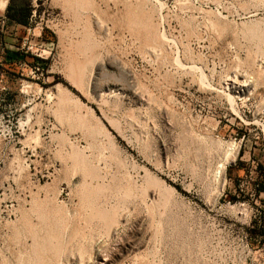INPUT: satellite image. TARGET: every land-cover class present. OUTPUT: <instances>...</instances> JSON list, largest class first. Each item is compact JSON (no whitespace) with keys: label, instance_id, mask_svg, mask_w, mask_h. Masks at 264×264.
Segmentation results:
<instances>
[{"label":"rangeland","instance_id":"rangeland-1","mask_svg":"<svg viewBox=\"0 0 264 264\" xmlns=\"http://www.w3.org/2000/svg\"><path fill=\"white\" fill-rule=\"evenodd\" d=\"M28 1L0 16V264H264V0Z\"/></svg>","mask_w":264,"mask_h":264},{"label":"trees","instance_id":"trees-1","mask_svg":"<svg viewBox=\"0 0 264 264\" xmlns=\"http://www.w3.org/2000/svg\"><path fill=\"white\" fill-rule=\"evenodd\" d=\"M12 0H9V4H7L6 12H5V17L9 18L12 17L13 21L21 24L27 23L28 17L31 14L32 11V3L31 1H28L26 4H21V6H18L15 13L13 15H10L8 13L9 6L11 4ZM2 42L6 44V39L5 36L2 35ZM6 50H9V48H6Z\"/></svg>","mask_w":264,"mask_h":264},{"label":"bare ground","instance_id":"bare-ground-1","mask_svg":"<svg viewBox=\"0 0 264 264\" xmlns=\"http://www.w3.org/2000/svg\"><path fill=\"white\" fill-rule=\"evenodd\" d=\"M7 2H8V0H0V9L1 10H3L4 8H5V5L7 4ZM260 26V25H259ZM252 32V31H251ZM248 33H249V31H248ZM257 31H255L253 34H252V36H254L256 39H258V37H259V33H257ZM261 34H263V33H261ZM250 35V34H249ZM251 36V35H250ZM263 37H264V35H263ZM254 38V39H255ZM260 38L262 39V37L260 36ZM259 38V39H260ZM251 39H252V37H251ZM260 39V42L262 41L263 42V39L261 40ZM259 41H258V44L260 43ZM256 43V42H255ZM261 46H262V44H261ZM260 47V46H259ZM261 48V47H260ZM264 48V47H263ZM262 50V49H261ZM264 51V50H263ZM261 52V51H260ZM245 82V81H244ZM244 82L242 81V80H234V79H228V81H227V85H229V86H231L232 88H235V89H243V87L244 86H246L245 84H244Z\"/></svg>","mask_w":264,"mask_h":264},{"label":"crops","instance_id":"crops-1","mask_svg":"<svg viewBox=\"0 0 264 264\" xmlns=\"http://www.w3.org/2000/svg\"><path fill=\"white\" fill-rule=\"evenodd\" d=\"M4 15V11L0 9V16Z\"/></svg>","mask_w":264,"mask_h":264}]
</instances>
